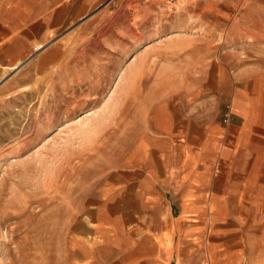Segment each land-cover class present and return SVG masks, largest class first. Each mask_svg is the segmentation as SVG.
Returning <instances> with one entry per match:
<instances>
[{
  "label": "rangeland",
  "instance_id": "rangeland-1",
  "mask_svg": "<svg viewBox=\"0 0 264 264\" xmlns=\"http://www.w3.org/2000/svg\"><path fill=\"white\" fill-rule=\"evenodd\" d=\"M58 10L32 59L0 79V264H72L67 241L88 198L118 203L114 189L157 165L141 141L159 133L165 98L182 86L199 88L212 118L219 104L237 107L234 90L249 93L264 125V0H71Z\"/></svg>",
  "mask_w": 264,
  "mask_h": 264
},
{
  "label": "crops",
  "instance_id": "crops-1",
  "mask_svg": "<svg viewBox=\"0 0 264 264\" xmlns=\"http://www.w3.org/2000/svg\"><path fill=\"white\" fill-rule=\"evenodd\" d=\"M70 1L0 0V79L32 59L35 42L47 39ZM185 88L165 98L159 133L141 141L143 158L157 165L130 174L133 186L114 189L118 203L98 193L88 198L67 241L72 264H264L256 142L264 125L253 117L249 93L234 90L237 107L226 113L219 104L212 118L201 114L199 88ZM217 94L218 104L227 93ZM235 117L243 120L235 124ZM124 190L128 203H120Z\"/></svg>",
  "mask_w": 264,
  "mask_h": 264
},
{
  "label": "bare ground",
  "instance_id": "bare-ground-1",
  "mask_svg": "<svg viewBox=\"0 0 264 264\" xmlns=\"http://www.w3.org/2000/svg\"><path fill=\"white\" fill-rule=\"evenodd\" d=\"M119 74H120V73H119ZM119 77H120V76H119ZM119 77H118V78H119ZM84 124H85V123H84ZM82 131H83V130H82Z\"/></svg>",
  "mask_w": 264,
  "mask_h": 264
}]
</instances>
